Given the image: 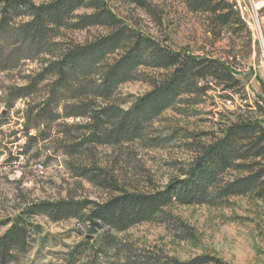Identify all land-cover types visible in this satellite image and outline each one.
Returning a JSON list of instances; mask_svg holds the SVG:
<instances>
[{"label": "rangeland", "instance_id": "rangeland-1", "mask_svg": "<svg viewBox=\"0 0 264 264\" xmlns=\"http://www.w3.org/2000/svg\"><path fill=\"white\" fill-rule=\"evenodd\" d=\"M26 1L42 5L54 0ZM149 1L159 23L144 10L118 0H108L107 6L124 24L158 38L172 51L226 63L238 82L233 89L237 96L233 107L223 105L225 97L220 91L211 92L209 100L198 104L186 101L184 96L158 119L144 125L141 140L119 147L81 148L75 155H69L67 150L74 143L72 138L82 137L83 130L74 127L84 122L63 119L55 126L67 127L55 128L44 142L32 141L28 152L21 156L27 143L23 133L24 101L17 102L7 113L4 92L25 84L22 78H35L42 57L23 62L15 71L0 73V117L8 114L0 118V142L7 146L0 156V236L15 225L16 217L30 204L104 201L109 191L84 177L82 169L107 171L126 190L153 192L163 189L170 180L183 179L180 172L192 162L195 145L212 142L225 124L235 122L238 114L250 116L251 112V117L264 127V10L259 12L258 1L242 0L254 23L255 39L243 20L241 32L224 31L217 36L209 32V16L190 12L185 0ZM90 12L81 9L75 15ZM106 34V29L92 28L62 31L61 38L83 44ZM140 70L142 74L157 75L152 69ZM150 90L148 83L139 80L123 84L117 91L118 105L127 110L134 98ZM244 95L253 105L251 110L239 107ZM33 99L40 102L38 96ZM58 131L67 135L59 133L58 137ZM29 136H38L37 131H30ZM14 140L17 142L10 144ZM9 157H18V162L7 163ZM231 177L228 173L223 178ZM167 212L170 218L165 222L140 224L121 233L106 227L91 233V226L80 219L53 222L45 216L29 214L21 223L25 245L16 249L11 264H69L70 254L74 255V264H123L128 260L141 264L151 257L188 262L201 256L224 264H264V205L254 196L232 198L228 205L218 207L175 205Z\"/></svg>", "mask_w": 264, "mask_h": 264}, {"label": "trees", "instance_id": "trees-1", "mask_svg": "<svg viewBox=\"0 0 264 264\" xmlns=\"http://www.w3.org/2000/svg\"><path fill=\"white\" fill-rule=\"evenodd\" d=\"M118 1L144 10L159 23L149 0ZM107 2L54 0L35 5L26 0H0V73L15 71L23 62L42 57L35 78H22L25 84L4 92L7 113L17 102L24 101L23 133L27 143L21 156L28 152L32 141L44 142L55 128L67 127L55 126L59 120L84 122L82 126H73L83 130L82 137L72 138L74 143L67 150L69 155H75L81 148L119 147L141 140L144 125L158 119L184 96L193 104L209 100L214 91H220L224 99L234 96L238 82L226 63L186 51H172L158 38L124 24ZM185 5L192 13L209 16V32L213 35L220 36L224 31L237 33L245 27L225 0H185ZM81 9L91 12L76 16L75 12ZM92 28L106 29L107 34L83 44L61 38L62 31L83 32ZM142 68L152 69L157 75L142 74ZM136 80L148 83L151 90L134 98L131 106L123 110L118 105L117 91L121 85ZM245 98L244 95L241 100ZM243 107L251 110L253 105L246 103L240 108ZM258 110L263 111L260 107ZM248 114H238L235 122L225 124L209 144H196L192 162L180 172L183 179L170 180L161 190H126L107 171L82 169L84 177L109 191L107 198L100 203L64 200L28 205L14 220L15 225L0 236V264H11L16 249L25 245L21 223L29 214L45 216L53 222L80 219L91 226V233L102 227L121 233L140 224L165 222L170 218L167 210L175 205L226 206L232 198L248 195L264 205V127L251 117V112ZM32 130L38 136H29ZM59 133L62 137L67 135L58 131V137ZM5 151L7 146L0 142V156ZM18 159L9 157L7 163L16 164ZM228 173L233 177L225 180ZM73 257L70 254L69 264H74ZM128 261L123 264H134ZM141 264L224 263L201 256L188 262L151 257Z\"/></svg>", "mask_w": 264, "mask_h": 264}, {"label": "built area", "instance_id": "built-area-1", "mask_svg": "<svg viewBox=\"0 0 264 264\" xmlns=\"http://www.w3.org/2000/svg\"><path fill=\"white\" fill-rule=\"evenodd\" d=\"M233 1V6H235V10H241V12L243 14H245V18H246V21H247V24H250L252 26V32H253V38H254V26L252 24V21H251V18L247 15L248 11H247V8L246 6H244L243 4V1L242 0H232ZM258 1V7L261 8L259 10V12H262L264 10V1L263 0H257ZM255 39V38H254ZM258 41V38L256 39ZM203 82H200L199 84H202ZM228 95H230V93H228ZM231 98H226L224 100H222L223 102V105L226 107V106H232L233 107V102L234 100H236V97L237 96H232L230 95ZM246 103H249V99H245L244 101L241 100L240 98V101H239V107H242V105L240 104H246Z\"/></svg>", "mask_w": 264, "mask_h": 264}, {"label": "bare ground", "instance_id": "bare-ground-1", "mask_svg": "<svg viewBox=\"0 0 264 264\" xmlns=\"http://www.w3.org/2000/svg\"><path fill=\"white\" fill-rule=\"evenodd\" d=\"M227 1L230 3V5L234 9V11L239 14V16L241 17V19L243 20V22L252 30V26L250 24H247V21H246V18H245V14H243L241 12V10H235V6H233V1L232 0H227ZM251 30H250V32H251Z\"/></svg>", "mask_w": 264, "mask_h": 264}]
</instances>
